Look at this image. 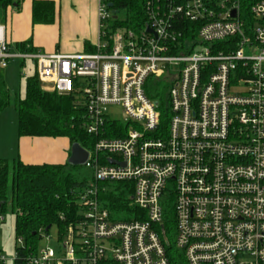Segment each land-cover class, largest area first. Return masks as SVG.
Here are the masks:
<instances>
[{"label":"built area","instance_id":"2783aa9c","mask_svg":"<svg viewBox=\"0 0 264 264\" xmlns=\"http://www.w3.org/2000/svg\"><path fill=\"white\" fill-rule=\"evenodd\" d=\"M111 10L99 0L92 53L12 49L0 23V67L33 60L41 89L73 94L95 137L78 218L59 252L37 247L26 264H264V0H145L139 30L111 31ZM119 181L132 182V220L100 199Z\"/></svg>","mask_w":264,"mask_h":264},{"label":"trees","instance_id":"16d2710c","mask_svg":"<svg viewBox=\"0 0 264 264\" xmlns=\"http://www.w3.org/2000/svg\"><path fill=\"white\" fill-rule=\"evenodd\" d=\"M105 1L112 4L110 9L118 11L117 18L108 23L111 31L118 26L133 30L143 27L145 0ZM13 2L18 3V0H0V11L6 10ZM55 12L52 0H34L32 3L34 23H52ZM17 49L36 51L25 42L19 43ZM165 92L166 86L162 82H156L149 90L150 95L159 101L161 116L168 114ZM10 104L17 111L18 136H65L71 144L78 143L86 149H90L95 141V137L82 126L84 109L77 106L76 97L42 90L36 72L26 80L23 99H11L0 76V112ZM90 178V172L79 171L67 162L26 164L18 158H0V216L9 203L15 215L14 236L22 237L24 241L23 247H15L17 256L13 264H26L27 256L36 251L37 241L47 235L51 226L56 225L61 236L68 222L78 218L76 193ZM107 184V189L100 191L99 196L112 216L123 221L134 219L138 209L131 204L132 182ZM164 209L162 227L168 228L173 223L172 196L167 198Z\"/></svg>","mask_w":264,"mask_h":264},{"label":"crops","instance_id":"0c3cea01","mask_svg":"<svg viewBox=\"0 0 264 264\" xmlns=\"http://www.w3.org/2000/svg\"><path fill=\"white\" fill-rule=\"evenodd\" d=\"M33 1L18 0V3L13 2L6 10L0 11V23L5 26L6 41L12 49L17 50V45L25 42L46 53L80 54L95 51L99 34V0H52L56 12L54 21L49 24L33 22ZM17 137L13 156L10 159L0 158H18L26 164L67 162L71 145L67 137Z\"/></svg>","mask_w":264,"mask_h":264},{"label":"rangeland","instance_id":"374dc122","mask_svg":"<svg viewBox=\"0 0 264 264\" xmlns=\"http://www.w3.org/2000/svg\"><path fill=\"white\" fill-rule=\"evenodd\" d=\"M34 75L35 64L31 59L25 60L22 66L20 64V60L13 59L6 67H0V76L4 82V87L10 94L11 99L24 98L26 80L28 77H32ZM113 113L119 115V110H115ZM17 136V111L14 105L10 104L0 112V155H2L0 157H7L10 159V157L13 156L17 147ZM71 145L69 147V154L71 151ZM70 166L77 168L82 172L88 171L83 165ZM14 219L15 215L11 211L9 203H7L3 215L0 216V250L6 259L5 264H12L15 247L18 245H15ZM60 238L61 236L58 227L53 225L48 230L47 235L42 236V238L37 241V247H49L57 253L59 252L58 250L61 245ZM166 238L170 243L174 242V222L166 229Z\"/></svg>","mask_w":264,"mask_h":264},{"label":"water","instance_id":"95a60500","mask_svg":"<svg viewBox=\"0 0 264 264\" xmlns=\"http://www.w3.org/2000/svg\"><path fill=\"white\" fill-rule=\"evenodd\" d=\"M108 6L111 7L112 4L109 3ZM111 12L113 13L114 17H116L118 11L112 9ZM148 31L150 30L148 29ZM87 158L88 152L84 148H82L78 143H72L67 163L73 166L84 165L87 161ZM48 229L49 226L46 228V230Z\"/></svg>","mask_w":264,"mask_h":264}]
</instances>
